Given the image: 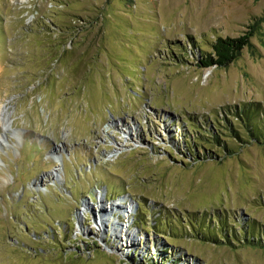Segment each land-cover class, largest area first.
<instances>
[{"label":"rangeland","instance_id":"obj_1","mask_svg":"<svg viewBox=\"0 0 264 264\" xmlns=\"http://www.w3.org/2000/svg\"><path fill=\"white\" fill-rule=\"evenodd\" d=\"M0 104V264H264V0H0Z\"/></svg>","mask_w":264,"mask_h":264},{"label":"trees","instance_id":"obj_2","mask_svg":"<svg viewBox=\"0 0 264 264\" xmlns=\"http://www.w3.org/2000/svg\"><path fill=\"white\" fill-rule=\"evenodd\" d=\"M251 33H245L238 37H222L218 36L214 41L210 43L211 52H204L202 57H197V62L205 67L218 65V66H226L230 64L238 55V53L249 43V36ZM257 110V107L254 108H240V111H235L237 117H240L241 124L243 126H247L248 134L255 141H263L264 142V119L262 120V124L260 122V118L255 119L254 111ZM260 119V120H259ZM218 223V222H217ZM193 226L196 228V224L193 223ZM207 228H210L211 225H205ZM201 227L204 231V227ZM201 232L199 229H194V235L202 237L204 240L219 242L222 241V238L227 239H238L236 234L232 233V235L227 234V231L223 229L224 235L221 237L212 234L210 231ZM244 234L246 231L244 230ZM261 236V235H260ZM251 242L256 243V239L258 240V244L264 247V239L259 237L258 233L251 234Z\"/></svg>","mask_w":264,"mask_h":264},{"label":"bare ground","instance_id":"obj_3","mask_svg":"<svg viewBox=\"0 0 264 264\" xmlns=\"http://www.w3.org/2000/svg\"><path fill=\"white\" fill-rule=\"evenodd\" d=\"M0 123L2 124L4 133L11 130L12 127L11 112H9L5 104H0ZM2 142L3 141L0 140V146L2 145Z\"/></svg>","mask_w":264,"mask_h":264}]
</instances>
